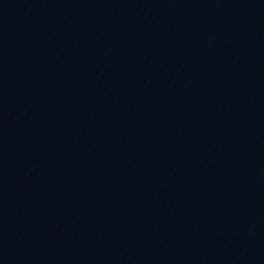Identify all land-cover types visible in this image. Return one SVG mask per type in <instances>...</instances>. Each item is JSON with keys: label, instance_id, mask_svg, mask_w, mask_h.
Masks as SVG:
<instances>
[{"label": "water", "instance_id": "water-1", "mask_svg": "<svg viewBox=\"0 0 264 264\" xmlns=\"http://www.w3.org/2000/svg\"><path fill=\"white\" fill-rule=\"evenodd\" d=\"M0 264H264V0H0Z\"/></svg>", "mask_w": 264, "mask_h": 264}]
</instances>
